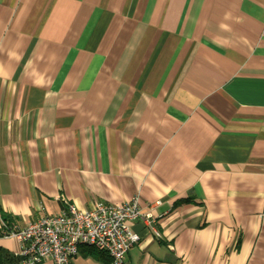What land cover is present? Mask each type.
I'll return each mask as SVG.
<instances>
[{
    "label": "crops",
    "instance_id": "crops-1",
    "mask_svg": "<svg viewBox=\"0 0 264 264\" xmlns=\"http://www.w3.org/2000/svg\"><path fill=\"white\" fill-rule=\"evenodd\" d=\"M135 197L128 264H264V0H0V225Z\"/></svg>",
    "mask_w": 264,
    "mask_h": 264
},
{
    "label": "built area",
    "instance_id": "built-area-1",
    "mask_svg": "<svg viewBox=\"0 0 264 264\" xmlns=\"http://www.w3.org/2000/svg\"><path fill=\"white\" fill-rule=\"evenodd\" d=\"M141 217L154 222L143 213L138 197L119 204L98 202L88 210L68 204L62 213L43 215L23 228L1 224L0 235L20 242L15 264H73L83 246L103 252L108 264H128V252L140 239L128 223Z\"/></svg>",
    "mask_w": 264,
    "mask_h": 264
},
{
    "label": "trees",
    "instance_id": "trees-1",
    "mask_svg": "<svg viewBox=\"0 0 264 264\" xmlns=\"http://www.w3.org/2000/svg\"><path fill=\"white\" fill-rule=\"evenodd\" d=\"M1 215H2L3 219H4L6 222L11 223L10 216H8V215H7L6 213H4L3 211H2V213H1ZM87 249H88V251H89L90 253H94V254H96L100 259L105 260L106 262L109 261V258H108L103 252L97 250L96 248H94V247H89V246H88ZM94 249L97 250V251H95ZM105 257H107V258H105Z\"/></svg>",
    "mask_w": 264,
    "mask_h": 264
},
{
    "label": "rangeland",
    "instance_id": "rangeland-1",
    "mask_svg": "<svg viewBox=\"0 0 264 264\" xmlns=\"http://www.w3.org/2000/svg\"><path fill=\"white\" fill-rule=\"evenodd\" d=\"M95 250V249H94ZM95 251H97V250H95ZM109 262V261H108Z\"/></svg>",
    "mask_w": 264,
    "mask_h": 264
}]
</instances>
